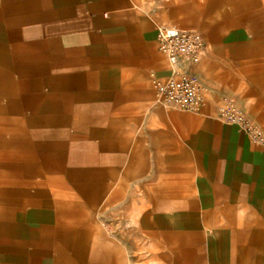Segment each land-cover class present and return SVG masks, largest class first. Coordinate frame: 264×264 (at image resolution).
I'll use <instances>...</instances> for the list:
<instances>
[{
    "label": "crops",
    "instance_id": "crops-1",
    "mask_svg": "<svg viewBox=\"0 0 264 264\" xmlns=\"http://www.w3.org/2000/svg\"><path fill=\"white\" fill-rule=\"evenodd\" d=\"M202 1L0 0V264H264V148L156 102L178 19L264 130V0Z\"/></svg>",
    "mask_w": 264,
    "mask_h": 264
},
{
    "label": "built area",
    "instance_id": "built-area-1",
    "mask_svg": "<svg viewBox=\"0 0 264 264\" xmlns=\"http://www.w3.org/2000/svg\"><path fill=\"white\" fill-rule=\"evenodd\" d=\"M156 43L169 69L164 79L154 81L156 102L183 112L200 114L205 105L204 87L195 67L204 54L201 33L193 28L161 26ZM217 118L238 127L257 146L264 148V130L237 106L233 98L221 97Z\"/></svg>",
    "mask_w": 264,
    "mask_h": 264
},
{
    "label": "rangeland",
    "instance_id": "rangeland-1",
    "mask_svg": "<svg viewBox=\"0 0 264 264\" xmlns=\"http://www.w3.org/2000/svg\"><path fill=\"white\" fill-rule=\"evenodd\" d=\"M196 1H201L203 3L202 0H196ZM175 2V7L177 8L179 6L180 3H182V0H174ZM196 5H198L197 3H195ZM202 6V5H201ZM229 6L228 5H223L222 8H220L219 10H212V11H204L202 13V17L200 19H196V23H200L202 24V26H205L207 24H209L211 21H213L214 19L220 17V16H225V15H229L231 14L230 11H228ZM172 25H184L183 22L181 20H174V21H168V22H163L160 24L161 26H172ZM189 25H194V24H189ZM196 28H198L200 31L202 28H200L199 26H194ZM223 96H231L230 93H226V94H220L218 95L217 99H211L210 96L208 95V93L206 92V90L204 89L203 92V97H204V101H205V106H208L209 104L213 105L215 107V111L218 108L219 102L221 97ZM236 104L237 101L235 100ZM242 109V108H241ZM244 110V109H243Z\"/></svg>",
    "mask_w": 264,
    "mask_h": 264
}]
</instances>
